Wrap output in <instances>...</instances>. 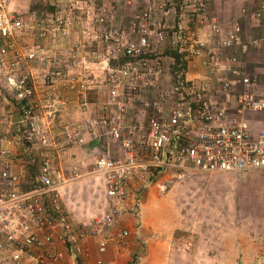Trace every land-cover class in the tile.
I'll return each mask as SVG.
<instances>
[{"label": "built area", "instance_id": "1", "mask_svg": "<svg viewBox=\"0 0 264 264\" xmlns=\"http://www.w3.org/2000/svg\"><path fill=\"white\" fill-rule=\"evenodd\" d=\"M107 1L35 0L55 12L28 23L14 0H0V73L21 112L14 146L41 162L37 181L22 182L9 131L0 125V264H63L70 257L89 264L93 240L106 254L111 244L140 235L144 195L165 174L243 179L264 172V84L248 61L251 50L264 58V34L244 40L237 25L226 27L214 15L213 0L137 2L128 26L116 20L131 0H113L110 10ZM253 17L264 18V0ZM155 81L166 87L143 100L149 119L140 130L124 106L140 92L153 94ZM70 106L83 114L98 106L101 114L65 126L55 146L62 156L54 158L46 123L69 115ZM102 134L118 148L110 143L91 173L105 210L76 220L63 203L72 180L62 165ZM126 216L132 229L122 225Z\"/></svg>", "mask_w": 264, "mask_h": 264}, {"label": "rangeland", "instance_id": "2", "mask_svg": "<svg viewBox=\"0 0 264 264\" xmlns=\"http://www.w3.org/2000/svg\"><path fill=\"white\" fill-rule=\"evenodd\" d=\"M14 1L15 9L28 23L40 17L45 10L48 13L55 12L49 5L35 0ZM145 1L131 0V5L122 3L121 14L116 22L128 26L132 15L139 10V4ZM111 2L113 0L106 2L109 10ZM213 3L212 12L221 24L226 27L237 25L244 40H253L264 34V18L257 20L253 17L258 0H213ZM244 9L249 12L248 16L243 14ZM64 44L65 41L56 43L57 46ZM248 61L251 70L259 67L260 83L263 85L264 58L257 51L251 50ZM161 83L154 82L155 89L151 88V92H154L151 96L140 92L142 100L136 99L125 104L130 121L135 122L134 115H130L132 112L141 118L143 114L148 115L143 100L160 93L166 87V83L163 82L162 87ZM15 106V93L0 73V125L9 131L7 135L16 152L18 171L26 177V181L24 179L22 182L29 185L37 181L41 162L24 147L17 144L14 146V142L21 138L16 130L18 124L12 123V109ZM68 110L69 115H58L46 123L51 129L47 139L50 155L54 158L59 154L62 156L60 148L55 149V146L62 143L65 126L85 121L75 117L70 123V116H82V113L72 106ZM134 117L137 118L136 115ZM143 125L146 130V121ZM106 138L104 134L100 141L89 138V144L73 149L66 157L70 158L68 163L62 165L63 173L72 180L62 192L63 203L71 215L78 218L76 220L86 219L87 210H105L106 203L104 206V202L100 204V200L102 202L104 199L103 189L91 173L95 159L110 147L111 142H107ZM111 148L118 149L112 143ZM172 175L165 174L145 193L140 235H133L122 245L111 244L106 254L99 253L98 243L93 240L89 264H94L99 258L113 264H264V172L254 171L243 179L231 173H186L180 178ZM72 183H75L74 186H71ZM128 217L124 218L122 225L131 228L133 220ZM80 260L70 257L63 264H76L77 261L84 264Z\"/></svg>", "mask_w": 264, "mask_h": 264}, {"label": "crops", "instance_id": "3", "mask_svg": "<svg viewBox=\"0 0 264 264\" xmlns=\"http://www.w3.org/2000/svg\"><path fill=\"white\" fill-rule=\"evenodd\" d=\"M95 97H96V94H95ZM94 97V101L95 100H97V97L95 98ZM98 102H100L99 100H97ZM101 103V102H100ZM97 109V110H96ZM96 109L94 110V111H88L86 114H83L82 113V116H78V115H75L73 118H71V116H70V118H69V121H70V123H71V121H72V119H74L75 117H77V118H79L78 120L80 121H82V120H84V119H87L89 116H91V115H93V112L95 113L94 115H97L98 116V114H101V112H100V110H99V107L97 106L96 107ZM126 110H128V109H126ZM130 115H136L137 116V118H135L134 116H133V119H134V121L135 122H133V124L135 125V126H137V128L138 129H140V130H145L144 129V125H143V123H144V121H146V123H147V125H148V115H146V114H143V118H141L138 114H136L135 112H132ZM146 115V116H145ZM128 117V119H129V115L127 116ZM141 118V119H140ZM70 159V158H69ZM69 159L67 158V163H68V161H69ZM78 165V164H77ZM25 177V175H24V173H21V179L22 178H24ZM75 184V183H74ZM74 184L72 183L71 184V186H74Z\"/></svg>", "mask_w": 264, "mask_h": 264}, {"label": "water", "instance_id": "4", "mask_svg": "<svg viewBox=\"0 0 264 264\" xmlns=\"http://www.w3.org/2000/svg\"><path fill=\"white\" fill-rule=\"evenodd\" d=\"M25 104V101L22 102V105ZM21 122V112L18 108V106L13 107L12 109V123L18 124ZM76 264H81L79 261L76 262Z\"/></svg>", "mask_w": 264, "mask_h": 264}, {"label": "clouds", "instance_id": "5", "mask_svg": "<svg viewBox=\"0 0 264 264\" xmlns=\"http://www.w3.org/2000/svg\"><path fill=\"white\" fill-rule=\"evenodd\" d=\"M213 6H214V3H213ZM17 125V124H16Z\"/></svg>", "mask_w": 264, "mask_h": 264}]
</instances>
